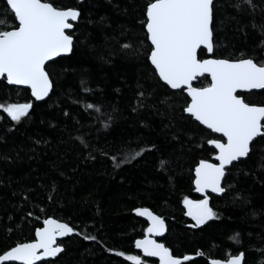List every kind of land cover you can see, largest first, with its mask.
I'll use <instances>...</instances> for the list:
<instances>
[{"label": "trees", "instance_id": "trees-1", "mask_svg": "<svg viewBox=\"0 0 264 264\" xmlns=\"http://www.w3.org/2000/svg\"><path fill=\"white\" fill-rule=\"evenodd\" d=\"M52 2L82 13L73 30V53L47 68L53 91L38 102L30 89L0 79V104L33 103L29 117L19 124L0 110V250L34 240L35 229L50 217L68 223L75 232L62 241L61 254L39 264H133L126 259L129 255L159 264L135 247L148 227L135 209L148 208L166 222L159 240L175 257H193L184 264H209L210 259L239 251L245 252V264H264V252L259 251L264 249V139L257 138L249 158L227 170L223 186L233 187L210 197L209 207L219 218L190 227L195 222L186 215L183 200L199 199L194 194L195 167L215 152L205 144L210 131L182 112L185 92L161 87L146 60L148 42L139 23L146 0ZM232 2L216 0V56H239L241 51L251 55L254 50L264 54L257 48L260 30L252 27L264 24V0H253L255 10L242 13ZM5 9V0H0V20L11 26L16 22ZM100 17H105L103 23H97ZM243 25L247 27L241 32ZM126 43L133 48L123 50ZM82 80L92 92H83ZM209 80L201 78L196 86H206ZM138 91L145 93L143 106ZM239 94L249 103L264 104V90ZM85 103L102 111L85 110ZM78 136L91 147L84 149ZM141 149L151 150L113 168L109 156L119 161ZM162 159L167 161L164 171ZM235 233L241 244L230 239ZM85 235L96 240H85Z\"/></svg>", "mask_w": 264, "mask_h": 264}, {"label": "snow or ice", "instance_id": "snow-or-ice-1", "mask_svg": "<svg viewBox=\"0 0 264 264\" xmlns=\"http://www.w3.org/2000/svg\"><path fill=\"white\" fill-rule=\"evenodd\" d=\"M5 2V10L12 14L16 23L8 26L5 21L0 20V25L6 28L0 30V79L7 85L29 88L36 101H43L55 86L47 68L55 58L73 53V30L82 13L78 8L58 7L52 0ZM78 3L82 4L83 0H78ZM231 6L238 13L246 9L254 11L256 8L253 0H233ZM215 7L216 0H146L139 18L148 42L145 57L158 84L186 92L182 112L187 114L189 119L210 130L205 144L211 146L215 152L213 159L218 163L207 159L199 160L194 170L193 183L195 191L203 193L204 198L191 200L185 196L183 200L187 208L186 215L195 222L190 225L193 228H199L208 221L219 218L209 207L208 191L221 196L226 194L233 187L222 186L227 166H234V162L249 158L253 142L257 138L264 139V104L249 103L244 95L239 94L264 90V54H257L254 50L251 55L241 51L239 56L230 53L227 58L217 57L213 28ZM104 20L105 17H100L97 23H103ZM245 27L247 26H241L239 31L243 32ZM252 27L260 30L262 39L257 48L264 53V24L253 23ZM141 43L143 44V41ZM132 48L131 44L122 45L123 50ZM136 52L139 53V50ZM205 56L207 58H204ZM201 78L210 80L206 86H194V82ZM81 88L84 93L92 92L85 80L81 81ZM144 95L143 91L137 92L140 106H143ZM32 108V102L0 104V110L17 124L21 123L23 118L29 117ZM84 108L102 111L100 106L93 103H85ZM133 111H137V108H133ZM63 114L70 115L68 112ZM211 133L218 135L212 137ZM76 139L84 149L91 147L83 136ZM150 150L135 151L119 161L116 155L109 156V159L113 168L118 169L124 163L141 157L144 151ZM103 154L108 156L107 152ZM159 163L160 170L164 171L167 161L162 159ZM52 190L55 191V185ZM19 195L24 200L29 198L24 192ZM135 212L139 216L147 217L149 221L147 235L135 241V247L141 249L146 257H157L159 264H184L193 259L188 255H184L182 259L175 257L168 247L153 238L162 236L166 231L162 217L155 215L148 208H136ZM74 232L75 229L69 224L46 218L43 226L35 229L34 240L18 242L0 250V264H37L45 258H55L64 251L63 247L57 244V237ZM239 237L240 234L235 233L230 239L235 244H241ZM84 239L96 240V237L85 235ZM259 251L264 252V249ZM116 255L124 256V253L117 252ZM197 255L202 256L203 253ZM126 259L133 264H146L137 255H129ZM209 264H245V252L230 254L225 259H212Z\"/></svg>", "mask_w": 264, "mask_h": 264}, {"label": "water", "instance_id": "water-1", "mask_svg": "<svg viewBox=\"0 0 264 264\" xmlns=\"http://www.w3.org/2000/svg\"><path fill=\"white\" fill-rule=\"evenodd\" d=\"M67 56H69V55H67ZM62 57H66V56H62ZM55 59H57V58H55ZM14 86V85H13ZM194 86H196V82H194ZM17 87H23V88H27V87H25V86H17ZM196 87H198V86H196ZM29 89V88H28ZM173 90V89H172ZM31 91V90H30ZM174 91H178V90H174ZM252 91H262V90H252ZM251 91V92H252ZM51 93V92H50ZM241 93H249V92H241ZM185 94H186V92H185ZM50 95V94H49ZM187 95V94H186ZM48 97H46L45 98V100L47 99ZM34 99V98H33ZM190 99V98H189ZM35 100V99H34ZM36 101V100H35ZM44 101V100H43ZM38 102H41V101H38ZM204 127V126H203ZM210 131V130H209ZM214 135H218V134H215V133H213ZM211 147V146H210ZM214 155H215V153H214ZM214 155L212 156V158L211 159H207V160H209L210 162H213V163H218L217 161H215L214 159H213V157H214ZM234 163H236V162H234ZM232 166H227V168H226V172H227V170L229 169V168H231ZM224 179H225V177H224ZM224 179H223V181H222V186H223V184H224ZM194 194L195 195H197L198 197H199V199H203L204 198V194L203 193H199V192H196L195 191V185H194ZM207 195H208V197H209V200H210V197L213 195V196H221V195H217V194H215V193H211L210 192V190L208 191V193H207ZM150 210V209H149ZM151 211V210H150ZM154 213V212H153ZM155 215H157L156 213H154ZM139 216V215H138ZM158 216V215H157ZM140 218H142L143 220H145L146 222H147V225L149 226V221L147 220V217H143V216H139ZM53 219H55V218H53ZM56 220H58V219H56ZM58 221H60V222H62V223H66V222H64V221H61V220H58ZM68 224V223H67ZM165 225H166V222H165ZM166 230H167V225H166ZM166 233V231L164 232V234ZM74 234V233H73ZM73 234H69V235H67V236H64V237H57V244L58 245H60L61 247H63V245H62V241H64L67 237H70V236H72ZM163 234V235H164ZM145 235H147V233L145 234ZM162 235V236H163ZM162 236H156V237H153L158 243H163L162 241H160L159 240V238L160 237H162ZM145 237V236H144ZM144 237H142V238H139V239H143ZM138 240V239H137ZM28 242H31V241H28ZM26 243V242H25ZM164 244V243H163ZM165 245V244H164ZM166 246V245H165ZM63 249H64V247H63ZM136 250L137 251H139L140 253H142V255L145 257V258H147V259H151V260H157V261H159V259L157 258V257H146L144 254H143V251L141 250V249H137L136 248ZM171 251V250H170ZM172 253V252H171ZM61 254V253H60ZM59 255V254H58ZM56 258V257H55ZM51 259H54V258H45L44 260H42V261H46V260H51ZM212 259H210L209 260V262L211 261ZM42 261H39V262H37V264H39L40 262H42ZM18 263V262H17Z\"/></svg>", "mask_w": 264, "mask_h": 264}, {"label": "rangeland", "instance_id": "rangeland-1", "mask_svg": "<svg viewBox=\"0 0 264 264\" xmlns=\"http://www.w3.org/2000/svg\"><path fill=\"white\" fill-rule=\"evenodd\" d=\"M198 200V199H197Z\"/></svg>", "mask_w": 264, "mask_h": 264}]
</instances>
